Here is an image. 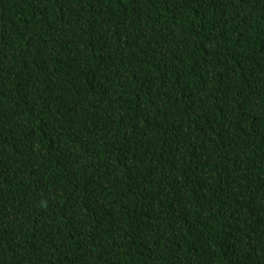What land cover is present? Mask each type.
<instances>
[{"label": "trees", "instance_id": "1", "mask_svg": "<svg viewBox=\"0 0 264 264\" xmlns=\"http://www.w3.org/2000/svg\"><path fill=\"white\" fill-rule=\"evenodd\" d=\"M0 264H264V0H0Z\"/></svg>", "mask_w": 264, "mask_h": 264}]
</instances>
